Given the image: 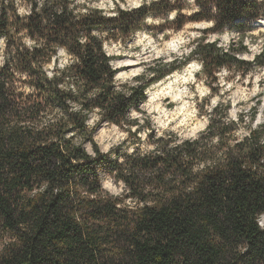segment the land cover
Masks as SVG:
<instances>
[{"label":"trees","instance_id":"16d2710c","mask_svg":"<svg viewBox=\"0 0 264 264\" xmlns=\"http://www.w3.org/2000/svg\"><path fill=\"white\" fill-rule=\"evenodd\" d=\"M28 5L31 13L21 15L18 8ZM114 11L84 0H0V264H264L257 225L264 122L254 126L257 111L241 138L244 120L230 118V104L203 100L198 109L208 126L183 140L158 132L143 110L149 90L191 60L213 96L226 85L223 72L229 79L264 72V39L253 60L243 57L244 41L224 48L208 40L253 30L264 1L153 0ZM149 20L162 21L159 31L212 26L186 56L156 60L119 81V58L106 45L127 46L153 29ZM92 116L127 139L104 153ZM104 176L123 193L107 192Z\"/></svg>","mask_w":264,"mask_h":264},{"label":"rangeland","instance_id":"374dc122","mask_svg":"<svg viewBox=\"0 0 264 264\" xmlns=\"http://www.w3.org/2000/svg\"><path fill=\"white\" fill-rule=\"evenodd\" d=\"M84 1L90 7L113 14L118 6L122 9L137 8L144 2L153 0ZM150 21L148 25L153 29L149 33L147 31L138 33L127 46L120 43L106 45L108 52L119 58L115 61L121 69L119 81L130 80L140 75L149 64L156 60L165 64L176 57L186 56L193 41L201 35V31L212 26L209 22H202L188 24L181 31H159L162 21ZM258 22L253 23V30L247 31L244 35L225 30L221 34H211L208 40L218 41L224 48H228L231 44L237 47L240 42L244 41L249 52L243 57L253 60L255 55L261 52L264 39V18ZM66 62L67 57L61 53L60 63ZM200 71V63L191 60L183 70L173 73L149 90V99L144 104L143 110L158 132L170 131L183 140L197 138L208 126V118L202 116L198 109V104L206 99H210L212 106L218 102L230 104V118L237 121L244 120L238 133L241 138L248 134L251 116L254 112L257 111L254 126L264 122V72L255 73L251 79H239V77L229 79L230 73L223 72L221 81L222 85H226L213 96ZM132 116L133 118L141 117L136 112ZM89 126L94 131L96 143L104 153H109L128 137L123 129L109 123H100L97 116H92ZM105 147L107 151H104ZM87 150L92 153L89 144ZM106 184L109 187H105ZM103 185L105 190L112 195L118 196L123 193V186L116 184L108 176H104Z\"/></svg>","mask_w":264,"mask_h":264},{"label":"clouds","instance_id":"9594fccd","mask_svg":"<svg viewBox=\"0 0 264 264\" xmlns=\"http://www.w3.org/2000/svg\"><path fill=\"white\" fill-rule=\"evenodd\" d=\"M39 2H40V4H41V6H43L44 0H39ZM18 11H19V13H20L21 15H24V14H30V13H31V6L28 5L27 7H19V8H18ZM37 11H39V9H37ZM149 22H151V21L149 20ZM157 22H159V21H157ZM24 42H25L26 44H28L29 46H31V44L33 43V41L28 40V39H25ZM2 43H3V40L0 39V44H2ZM104 151H107V147H105ZM93 155H94V153H93ZM47 187H48L47 183H44L42 187L33 190V191L30 193V195L35 196V195H37L38 192H43L44 189H46ZM105 187H109V185L106 184ZM257 225H258V227H259L261 230H264V214H262V215L257 219ZM238 250H239L240 252H244V251H246V247H244V248L239 247Z\"/></svg>","mask_w":264,"mask_h":264},{"label":"water","instance_id":"95a60500","mask_svg":"<svg viewBox=\"0 0 264 264\" xmlns=\"http://www.w3.org/2000/svg\"><path fill=\"white\" fill-rule=\"evenodd\" d=\"M106 48H107V47H106ZM114 65H115L116 68H119V66H120L118 63H115V62H114ZM119 76H120V73L118 74V77H119Z\"/></svg>","mask_w":264,"mask_h":264},{"label":"bare ground","instance_id":"6f19581e","mask_svg":"<svg viewBox=\"0 0 264 264\" xmlns=\"http://www.w3.org/2000/svg\"><path fill=\"white\" fill-rule=\"evenodd\" d=\"M259 23V22H258ZM128 66H131L132 64H127Z\"/></svg>","mask_w":264,"mask_h":264}]
</instances>
